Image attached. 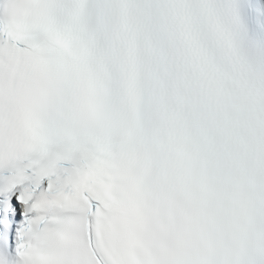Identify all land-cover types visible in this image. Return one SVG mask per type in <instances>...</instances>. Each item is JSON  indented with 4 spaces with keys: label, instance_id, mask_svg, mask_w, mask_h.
I'll return each instance as SVG.
<instances>
[{
    "label": "snow or ice",
    "instance_id": "obj_1",
    "mask_svg": "<svg viewBox=\"0 0 264 264\" xmlns=\"http://www.w3.org/2000/svg\"><path fill=\"white\" fill-rule=\"evenodd\" d=\"M3 59L43 71L26 107L40 146L0 175V264H181L174 143L201 168L242 123L264 137V0H0ZM60 127L93 140L53 167Z\"/></svg>",
    "mask_w": 264,
    "mask_h": 264
},
{
    "label": "clouds",
    "instance_id": "obj_2",
    "mask_svg": "<svg viewBox=\"0 0 264 264\" xmlns=\"http://www.w3.org/2000/svg\"><path fill=\"white\" fill-rule=\"evenodd\" d=\"M161 182L166 247L181 264H264V137L238 125L191 189Z\"/></svg>",
    "mask_w": 264,
    "mask_h": 264
}]
</instances>
